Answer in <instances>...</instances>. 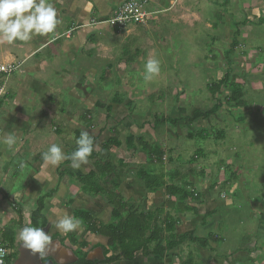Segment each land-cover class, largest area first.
<instances>
[{
    "label": "rangeland",
    "instance_id": "374dc122",
    "mask_svg": "<svg viewBox=\"0 0 264 264\" xmlns=\"http://www.w3.org/2000/svg\"><path fill=\"white\" fill-rule=\"evenodd\" d=\"M164 1L148 0V6L153 2L155 6L156 4L159 6L149 8L150 11L148 7L146 8L147 12L153 15L145 25H141L143 29L140 34L136 31L137 28L132 33L128 32L130 27L128 26L123 31H115L117 35L110 36L115 38L116 43L113 39L115 44L109 47L111 49L109 56L112 59L107 60V65L112 69L109 72L106 70L104 85L109 87L111 93L122 95L124 102H128L126 112L121 109L125 115L128 113V118L124 121V125L107 119V125L112 126L111 128L118 135L120 146L109 148L108 159L103 160L111 162L116 173L122 171L118 190L120 193L125 192L127 197L122 193L124 198L132 195L140 198L141 208L137 202L131 200L134 211L138 212L140 209L143 212L153 211L156 207L149 208L153 196L144 188V181L137 177V171L142 168L148 170V165L145 161L141 167L139 157L125 145L128 132L136 128L134 116L145 117L151 113L158 117V122H162L159 126L161 127L165 123L166 126L170 125L169 121L173 123L172 125L177 122L176 120L173 122L175 117H171L172 108L176 112L174 115L179 114L180 118L185 119L191 117L194 109L204 113L218 104V110L199 123L201 128L204 126L207 129L205 139L188 138L185 132L189 130L194 134L192 127L195 128L198 124H193L196 120L192 123L184 120L186 123L174 128L175 133L169 138L170 140L164 139L162 134V139L149 137L147 142L162 146L166 151L164 167L173 174L177 173L178 176L177 179L173 178L172 182L180 180L181 175L190 176L189 169H196L198 165L204 168L205 165H211V168L207 166L206 172L211 171L208 176L217 178L218 168L222 166L221 161L227 159L225 164L229 162L228 166L232 167L231 173L219 174V179L223 182L221 188H226L223 190L226 194L224 199H221L219 194L216 195V207H218L214 211V217L202 220L201 225L206 226L211 222L212 232H222L224 243L220 248L221 252H229L237 246L246 231L252 238L247 240L249 248L247 250L251 251L252 256L249 258L247 255L251 261L243 264H264V234L263 231L258 230L259 225L256 224L258 214L264 212V22L256 20V15H259L256 11L262 7V1L172 0L171 3H168L169 1L163 3ZM167 7L169 8L163 11ZM262 15L264 16L263 13ZM127 48L132 60L134 59L130 64H126L121 53L122 50L127 53ZM154 53L155 56H152L151 54ZM150 58L160 61L161 70L152 80L145 81L143 78L145 64ZM114 59L116 61L119 59L118 64ZM223 79L228 84H237L241 87L243 108L224 102V98L229 94L228 87L221 91L220 97L216 98L219 103L208 92L207 87L210 84ZM104 106L107 107L106 103H103ZM166 116L174 119L168 121ZM103 119L104 114L99 121L103 122ZM177 120V123L181 122ZM128 126L130 129H127ZM133 126L134 128H131ZM163 131L165 132V129ZM110 132L114 134L112 130ZM218 132L222 133V138L218 136ZM197 149H203L202 157L189 163ZM235 154H239L240 157L235 159ZM225 169L222 166V171ZM196 175V179L203 183L201 187L203 188L207 180ZM223 176L227 177L222 180ZM215 180L218 182V179ZM230 181L233 187L229 188ZM179 183L181 187H185L184 180ZM211 185L212 183L209 188L213 190L215 184ZM74 188L71 190L72 193H77L79 185ZM186 190L191 191L192 187L186 186ZM235 192L238 198H234ZM156 193L163 196L162 189L156 190ZM87 198L89 200L79 201L77 208L85 207L91 211L94 218L102 222L109 221L111 208L107 206L103 197L96 195ZM68 211L70 212V209ZM169 214L174 216L173 211ZM158 216L162 220L163 212ZM176 217L178 216L175 215L174 218ZM190 219L194 220L193 217ZM218 226L219 230H217ZM205 230L203 235L210 239L205 233L207 228ZM15 234L17 235V232ZM79 239L88 246L93 242L88 233ZM16 242V247L9 250L10 254L16 253L19 256L21 245L19 235ZM158 244H163L162 239ZM64 245L75 256L80 255L78 249L75 248V251L71 249L72 244L68 241H64ZM90 248L89 246L84 251L88 253ZM152 249L153 245H150L148 250ZM178 252L179 257L183 254L185 258L187 253H193L195 260L201 264L196 244L188 239L185 240L182 248H178ZM166 255V259L171 257L172 262H179L175 259L177 254Z\"/></svg>",
    "mask_w": 264,
    "mask_h": 264
},
{
    "label": "crops",
    "instance_id": "0c3cea01",
    "mask_svg": "<svg viewBox=\"0 0 264 264\" xmlns=\"http://www.w3.org/2000/svg\"><path fill=\"white\" fill-rule=\"evenodd\" d=\"M165 1L172 2V0ZM261 1L262 7L259 8L261 12L256 7L258 9L256 13L259 14L256 15L258 22L264 18L262 15V13L264 14V0ZM50 2L57 10L58 18L61 20L54 33L33 36L29 42L16 41L9 44L0 41V66L16 67L8 76L0 73V87H3V95L0 98V136L7 132H15L19 140L14 148H5L0 144V242L6 243L3 235L11 230L14 232V248L20 231L16 225L17 222L21 220L22 226H31V214L35 211L38 201H41L44 206L42 215L47 222L44 228L46 233L52 237L57 236V239L53 240L54 244L58 242L65 247L64 241H68L67 236L76 238L78 244L82 242L79 237L87 234L83 226L75 232L62 234L56 230L55 221L64 214L72 215L76 210H84L91 214V211L85 207L77 208L79 201L89 200L88 195L81 192L77 178L92 171L91 163L89 164L90 160L87 164L82 165L80 169H74L71 167V161L65 160L58 167L49 169L50 177L41 176L40 178L43 181H40L35 178V176L40 175L43 163L40 154L47 150L48 146L56 143L62 146L66 154L70 155L75 150V141L80 131L86 130L94 138L96 148L93 153L99 159H108L109 149L104 150L102 144L113 136L110 130L114 131V129L111 128L112 126L107 125V109H109L108 118L113 123L124 125V121L128 118V113L127 115L124 114L128 102H124L122 95L111 93L109 87L104 85L106 82L105 74L112 69L110 65H107V60L112 59L109 56L111 55L109 47L116 42L115 38L110 36H114L115 33L112 30L108 31V28L103 25L94 23L110 18L123 0H50ZM154 4L155 2L151 3L148 10L159 6V4H156V6ZM168 8L163 9V11ZM135 29L140 34L143 27L141 25L130 26L128 32L131 31L132 33ZM113 39L115 43H113ZM121 53L126 64L134 61L128 48L127 53L124 50ZM136 53L138 54V51ZM136 53L135 55H137ZM151 55L155 56V53ZM116 62L118 64L119 59ZM107 96L110 97L107 98ZM103 103H106V108L103 107ZM121 109H124V112ZM172 113L171 117H175V119L166 116L168 121L174 119L173 122L175 120L178 122L177 119L181 120V122H176L174 125L169 121L173 128L170 125L166 126V123L159 127L162 122H158V117L151 113L145 117L135 115L134 125H136V128L132 130L128 126L127 129H130L128 135L133 138L141 137L147 142L149 137L162 139L163 134V138L168 140L175 133L174 128L176 126L186 123L183 118L179 117V114L174 115L176 112L173 108ZM103 114L104 119L101 122L99 120ZM200 122L202 123L203 120L198 119L193 123L198 124L197 127H192L194 134L189 130L185 132L188 138L204 139V137H200V133L204 130L207 131V129L204 126L201 128L199 126ZM72 123L74 125L70 126ZM131 128H134V126ZM159 128L165 129V132ZM218 136L223 137L221 132H218ZM159 147L162 149V146ZM202 150L197 149L194 152V161L202 157ZM132 152L141 160L139 161L140 166L144 165L146 161L144 152L140 149ZM165 152L162 149V164L166 156ZM234 157L238 159L240 156L235 154ZM226 161L227 159L224 158L220 164L227 171L226 169L222 171V166H219L217 178L208 176L211 171L206 172L207 166L211 168V165H205V168L198 165L197 170L189 169V172L194 176H191L192 174L190 176H187V174L181 175L199 199L198 203L191 202L188 204L197 211L195 215L192 213L176 215L179 218L176 217L178 222L174 225L173 234L176 238L185 235L188 241L190 235L199 239H206L207 237L203 233L207 228L205 233L212 238L208 241L207 247L203 248L194 243L198 249V256L201 257V264H243L251 261L249 258L252 254L250 250H247L249 249L247 240L252 238L247 235L246 231L237 246L229 252H221L220 248L224 243L222 232H212L213 230L211 231L210 227L213 226V223L211 222L206 226L201 225L203 224L202 220L214 217V211L218 207H216V195L219 194L221 199H224V194H226L223 192L226 188H221L223 182L219 179L220 172H222V175H227V172L231 173L232 167L228 166L229 162L225 164ZM164 166L165 164L161 168V173L164 176L165 186H169L172 182L173 172L167 170ZM235 168L237 169V165ZM158 169L156 168V172L159 171ZM200 172L203 175L200 176ZM174 174L177 175V173ZM195 174L207 180L203 188H201L203 183L196 179ZM225 177L227 176H223L222 180ZM215 179H218V182ZM211 183V186L215 184L213 190L209 188ZM216 184H219V186H216ZM76 185H79L78 192L72 193L71 190L75 189ZM231 186L233 187L232 183L229 188ZM51 191H54V193L48 196ZM162 192L163 196L156 192L150 193L153 197L149 208H158L168 201L163 189ZM122 193L126 196L125 192ZM237 195L235 192L234 198H238ZM126 199L137 202L139 208H141L139 197L132 195ZM170 200L174 201L173 198H170ZM168 211L164 208L163 215L165 216ZM201 212L204 214L202 215ZM191 217H193V221L190 219ZM97 220L102 222L99 219ZM197 220L198 222H196ZM50 221L53 222V225ZM108 222L102 223L107 224ZM256 224L259 225L258 230L263 231L264 234V212L258 214ZM217 230H219V226ZM15 232H17V235ZM89 235L93 242L89 244L91 248L88 250V257H97L98 252L103 255L98 246L105 247L107 239L102 236ZM162 235L165 237L167 233L163 232ZM60 240H63V242ZM184 242L178 247L164 251L159 255L143 256L142 253L138 252L131 261L121 259L111 264H193L194 262L200 264L198 260H195L193 253H187L186 258L183 254L180 255L181 257L178 256L180 252H178V248H182ZM78 244L72 245L71 249L75 251L76 248L83 253H87L84 249L89 248V246L80 249ZM171 253L177 254L175 259L179 262H172L171 257L169 259L165 258L166 254ZM247 255H249V258ZM16 256V253L10 254V264H13Z\"/></svg>",
    "mask_w": 264,
    "mask_h": 264
},
{
    "label": "trees",
    "instance_id": "16d2710c",
    "mask_svg": "<svg viewBox=\"0 0 264 264\" xmlns=\"http://www.w3.org/2000/svg\"><path fill=\"white\" fill-rule=\"evenodd\" d=\"M259 22H264L262 18ZM115 32V31H113ZM235 43L234 41L232 42ZM229 88V94L224 98V102L227 104H234L238 108H243L244 103L242 102L243 92L241 87L237 84H228L224 79L218 82L210 84L207 87L208 92L216 100L221 96L223 89ZM217 101V100H216ZM217 103H219L217 101ZM218 104H215L209 111L201 113L196 110L192 113L191 117L185 118L189 123H192L198 119L208 118L211 114L218 110ZM109 109H107V119ZM114 132V131H113ZM207 132L204 130L200 133V137H207ZM222 137V136H221ZM118 135L113 134L106 142L102 144L104 150H108L111 147L117 148L120 146L118 141ZM125 145L128 150L136 151L140 149L146 155V165L148 170L144 168L140 169L137 173L139 180L144 181V188L148 193H155L158 189H163L165 196L168 201L155 208L153 211L136 212L133 209L131 200L124 198L119 192V186L121 182L122 171L116 173L111 162L108 160H101L92 153L89 157L91 162L92 171L87 175L77 178V183L80 185L81 192L92 197L100 195L105 200V203L111 208L110 220L107 224H103L94 218L90 213L84 210H76L73 212V216L82 220V226L85 231L91 235L102 236L107 239V245L105 247L98 246L103 253V260L101 263L111 264L118 262L119 260L131 261L134 255L138 252L142 253L143 256L159 255L164 251L172 250L178 247L187 236L175 237L174 225L178 222L177 218L169 212L173 211L174 215L192 213L195 215L197 211L191 207V202L198 203V195L193 190H186L185 187H181L179 181H183L184 177L175 183L171 182V185L165 186L163 181L164 176L162 175V149L157 145L149 144L145 142L143 138H133L128 135L125 138ZM194 159L192 158L190 163ZM195 162V161H194ZM122 167V162H120ZM156 168H159L156 172ZM149 171V172H148ZM192 174V173H191ZM199 175H203L202 172ZM177 175L173 174L172 179L176 178ZM54 191L48 193V196L52 195ZM173 198L174 201H171ZM70 205V203H68ZM67 205V206H68ZM164 208L169 211L163 215L162 220L158 215H161ZM44 206L41 201L37 202V206L34 212L31 214V226L45 228L47 222L42 215ZM20 229L22 227L21 220L16 224ZM166 232L167 236L162 238V233ZM68 242L72 245H77V239L71 236H67ZM4 241L7 243L6 246L10 249L13 248L14 243V232L11 230L3 235ZM53 240L57 239V236L52 237ZM163 240V244H158L160 240ZM210 239H199L193 236H189V241L196 243L200 247L206 248ZM63 242V240H60ZM80 249L87 247V244L80 242ZM153 245V249L150 251L149 246ZM96 248V247H95ZM80 255L76 256L77 261L73 264H99L97 261L85 260V253L81 250ZM10 261V257L9 260Z\"/></svg>",
    "mask_w": 264,
    "mask_h": 264
},
{
    "label": "clouds",
    "instance_id": "9594fccd",
    "mask_svg": "<svg viewBox=\"0 0 264 264\" xmlns=\"http://www.w3.org/2000/svg\"><path fill=\"white\" fill-rule=\"evenodd\" d=\"M60 23L57 10L50 0H0V41L2 42L9 44L16 41L29 42L33 36L54 33ZM160 70L158 59H148L145 64L144 80H152ZM18 143L15 132H7L0 136V144L5 148H14ZM75 143V150L70 155L66 154L59 144L53 143L48 146L47 150L40 154L43 163L40 175L35 178L43 181L41 176L50 177L49 169L58 167L65 160H70L74 169H80L82 165L87 164L96 148L93 136L89 131L82 130ZM50 222L53 225V222ZM55 228L62 234H69L82 228V220L64 214L56 219ZM19 240L20 244L32 254H39L44 264H47L48 254L57 249L52 236L40 226H22Z\"/></svg>",
    "mask_w": 264,
    "mask_h": 264
},
{
    "label": "built area",
    "instance_id": "2783aa9c",
    "mask_svg": "<svg viewBox=\"0 0 264 264\" xmlns=\"http://www.w3.org/2000/svg\"><path fill=\"white\" fill-rule=\"evenodd\" d=\"M148 0H123L114 10L112 16L106 20L94 22L112 31H123L128 26L145 25L153 13L147 12ZM16 69L15 66H0V73L8 76ZM3 87H0V98ZM10 250L6 244L0 242V264L9 263Z\"/></svg>",
    "mask_w": 264,
    "mask_h": 264
},
{
    "label": "water",
    "instance_id": "95a60500",
    "mask_svg": "<svg viewBox=\"0 0 264 264\" xmlns=\"http://www.w3.org/2000/svg\"><path fill=\"white\" fill-rule=\"evenodd\" d=\"M44 231L46 232V229H44ZM55 243L58 245V248L56 249V251L48 254L47 264H73L77 261V258L71 252V250L60 245L58 242ZM86 259H93L101 262L103 260V256L101 252H99V255L97 257H87ZM17 261L18 264H44L41 262L39 254H32V252L29 249L24 248L22 244L19 248V258Z\"/></svg>",
    "mask_w": 264,
    "mask_h": 264
},
{
    "label": "flooded vegetation",
    "instance_id": "af4514ba",
    "mask_svg": "<svg viewBox=\"0 0 264 264\" xmlns=\"http://www.w3.org/2000/svg\"><path fill=\"white\" fill-rule=\"evenodd\" d=\"M19 247H20V246H19ZM18 253H19V252H18ZM102 256H103V255H102ZM87 257H88V253H85V260H87V259H86ZM18 258H19V256H16V258H15L14 261H13V264H18V261H17ZM76 258H77V257H76ZM103 259H104V258H103ZM89 261H96V260H93V259H92V260H89ZM41 262L44 263V261H42V260H41ZM97 262H98V261H97ZM101 262H102V261H101ZM101 262H99V264H104V263H101Z\"/></svg>",
    "mask_w": 264,
    "mask_h": 264
}]
</instances>
